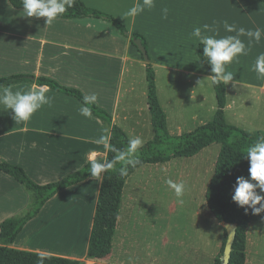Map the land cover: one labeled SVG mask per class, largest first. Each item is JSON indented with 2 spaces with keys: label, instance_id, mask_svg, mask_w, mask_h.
Instances as JSON below:
<instances>
[{
  "label": "crops",
  "instance_id": "0c3cea01",
  "mask_svg": "<svg viewBox=\"0 0 264 264\" xmlns=\"http://www.w3.org/2000/svg\"><path fill=\"white\" fill-rule=\"evenodd\" d=\"M81 1L88 8L113 16L128 34L144 37L159 109L171 136L190 133L212 122L217 111L212 78L197 53L202 43L191 35L193 29L201 27L204 35H213L212 31L203 30L202 26L208 24L218 31L216 38L235 35L226 32L224 21L237 28L264 30V4L254 0H155L151 10L127 19L122 14L137 0ZM164 8L168 9L166 19ZM23 14L24 10L0 0V77H45L84 95L95 93V105L111 116L128 140L138 136L143 145L152 140L146 62L129 38L100 19H56L48 26L45 19L25 18ZM240 38L249 46L247 37ZM261 53L264 36L259 43L253 41L248 54L239 56L227 68L233 72L234 81L225 85V121L249 133L264 132V80L257 79L252 70ZM4 87L33 91L40 88L28 81ZM46 95L53 97L51 106L45 105L23 124H16L11 111L0 107V163L22 168L39 185L80 170L93 153L102 160L107 153L102 144L96 143L108 129L102 121L93 115L83 116L79 111L82 104L73 97L49 88ZM220 149V144L214 143L190 158L178 157L137 168L124 183L111 253L104 260L85 259L101 182L97 179H88L54 197L57 200L73 193L78 195L81 210L88 215L86 236L75 251H46L17 244L32 220L11 247L85 264H214L223 244L224 225L209 210L205 194ZM169 179L185 184L182 203L168 187ZM29 203L24 187L0 172V224L24 215ZM67 209L61 211L65 213ZM180 211L184 220L179 223L177 241L160 223L157 226L155 222L156 228L148 223L154 224L149 215L157 213L165 218ZM55 215L61 220L54 225V240L67 239L70 228L68 239H73L76 225L62 221L66 214ZM44 229L36 228L34 232L38 233L33 235L43 236ZM245 264H264V212L248 221Z\"/></svg>",
  "mask_w": 264,
  "mask_h": 264
},
{
  "label": "trees",
  "instance_id": "16d2710c",
  "mask_svg": "<svg viewBox=\"0 0 264 264\" xmlns=\"http://www.w3.org/2000/svg\"><path fill=\"white\" fill-rule=\"evenodd\" d=\"M7 1L13 8L23 10L22 0ZM254 1L264 4V0ZM31 18L37 19L34 17ZM80 18H95L112 24L123 36L129 38L133 45V40H140L148 55L147 43L143 36L139 34H128L125 26L113 16L96 9L88 8L81 0H75L73 6L68 8L57 19ZM197 53L210 76L214 75L211 73L210 65L204 61L203 44L198 46ZM22 81L32 82L39 87L46 86L51 90L75 98L83 105L84 94L77 89L60 86L50 78L11 75L0 77V87L10 86ZM146 81L148 110L154 135L152 140L140 148L138 152L140 163L135 168L129 167L127 176H121L119 174L121 167V162L119 161L115 162L112 169L102 174L103 180H100V188L85 257L86 261H101L111 253V242L118 220L122 189L126 179L137 168L146 164L165 163L178 157L190 158L199 153L203 148L217 143L220 144L221 149L217 158L215 173L205 194L209 210L224 225L223 244L214 264H222L227 243V231L225 228L227 224L235 226V237L228 264H245L246 229L249 219L254 214H252L251 209L246 213L243 208L238 207L232 201V195L236 178L240 176L245 178L249 177V163L244 158L248 147L257 138L264 136V132L249 133L227 124L224 118L225 85L223 83H212L217 101V111L213 121L198 127L190 133L181 136H171L164 127L163 118L159 109L156 96L155 75L149 55L148 62L146 63ZM91 107L92 115L102 121L109 129L111 137L110 143L118 149H126L129 141L126 134L113 124L112 118L108 113L97 105H91ZM115 156L116 153L107 149L105 160H113ZM97 160L103 161L102 159ZM89 169L90 162L85 164L80 170L58 181L39 185L30 179L22 168L6 162L0 163V172L21 184L31 199L30 206L23 216L5 219L0 224V264H37L38 258L41 256L46 258L44 264H85L79 260L33 251L18 250L11 246L16 241L24 226L36 218L46 203L59 192L88 179H93L88 173ZM257 191L259 192V189Z\"/></svg>",
  "mask_w": 264,
  "mask_h": 264
},
{
  "label": "clouds",
  "instance_id": "9594fccd",
  "mask_svg": "<svg viewBox=\"0 0 264 264\" xmlns=\"http://www.w3.org/2000/svg\"><path fill=\"white\" fill-rule=\"evenodd\" d=\"M75 0H22L24 14L22 17L29 18H45V25L51 26L53 22L64 14L68 8L72 7ZM155 6V0H137L131 8L122 14L123 19L140 15L145 10H151ZM163 18H167L168 9L162 10ZM215 23V22H214ZM224 28L228 33L235 35H226L220 38L218 31L211 28L208 24L203 25L204 31H212L213 35H204L201 27L193 29L192 36L197 38L203 44L204 61L210 65L212 83H223L228 85L234 81V74L228 71V66L239 56H246L249 51V46L253 41L259 43L264 30L256 28L255 30L237 28L234 24L223 22ZM247 37L249 46L241 40L240 37ZM252 70L257 74V79L264 80V53L256 57ZM198 81V82H202ZM48 88L40 87L39 90H13L11 87H0V107L7 112L11 111V118L16 124H23L29 121L33 114L42 109L45 105L51 106L53 97L46 95ZM98 103V97L95 93L86 94L83 96V105L79 109L80 113L92 118V107ZM110 134L108 129H105L103 134L96 141L97 144H102L106 149L116 153L113 160H97L95 153L90 157V177L97 180H103L102 174L112 169L115 162H121L119 174L121 176L128 175V168H135L139 163L138 152L142 148L144 141L140 137H133L128 141L126 149L121 150L110 143ZM244 158L248 160L249 177H237L232 201L241 207L247 213L251 209L252 214L259 215L264 212V136L248 147ZM168 187L174 191L179 202H183L182 197L185 193V184L177 183L172 179L166 181ZM259 189V192L257 191ZM259 205V207H257ZM46 258L41 256L38 258L37 264H44Z\"/></svg>",
  "mask_w": 264,
  "mask_h": 264
},
{
  "label": "rangeland",
  "instance_id": "374dc122",
  "mask_svg": "<svg viewBox=\"0 0 264 264\" xmlns=\"http://www.w3.org/2000/svg\"><path fill=\"white\" fill-rule=\"evenodd\" d=\"M76 198L78 199V195L77 197H75L74 193L73 195L67 196L66 198L63 197L57 200H54V198H52L48 203H46L47 205L42 208V210L37 215V217L33 219L32 222H30L31 224H29V226L27 225L24 231V235H22L18 239L17 244L22 245L24 247L42 248L45 249L46 251H63V250H68L67 252L75 251V249L78 248V246L83 243L84 238L86 236L85 229H87L88 227V215L85 214L83 210H81L79 202L77 201ZM28 200L31 203L29 194H28ZM30 203L28 204V208L30 206ZM66 208L68 209L65 211V213H63L61 210L62 209L64 210ZM54 214H56L55 216L69 214L70 218H68L69 216L64 218L67 219L68 223L70 222L69 223L70 225H76L74 227V230L76 231L73 239H68L67 241H64V239H57L59 241L53 240L54 234L53 233L50 234L49 231H52L54 225L57 224L59 220H61V218L54 217ZM15 217L17 218V216H13V218ZM163 217L164 216H158L157 213L156 215L153 216L149 215L148 217L149 219L151 218L154 219V224L151 222L148 223L154 226H155V222L157 226L160 223V226L162 225L161 227H163L165 231L170 230L171 239L177 241L178 231L180 226L179 223L183 222L184 220V215L182 214V211L178 212L175 216H170L165 218ZM157 226H155V228ZM38 227L43 229L45 227L46 229L44 230V233H46L47 235L46 234L43 235L42 236L43 238H41L37 234L33 235L34 230ZM50 235L53 236V238L50 237Z\"/></svg>",
  "mask_w": 264,
  "mask_h": 264
},
{
  "label": "water",
  "instance_id": "95a60500",
  "mask_svg": "<svg viewBox=\"0 0 264 264\" xmlns=\"http://www.w3.org/2000/svg\"><path fill=\"white\" fill-rule=\"evenodd\" d=\"M133 43H134L135 47L137 48V50L142 55L143 60L147 63L148 62V55H147L144 47L142 46L141 41L138 39H135V40H133ZM225 228L227 231V243H226V247H225L224 256L222 259V264H228V261L230 258V253H231V247H232L234 237H235V226L234 225L227 224V225H225Z\"/></svg>",
  "mask_w": 264,
  "mask_h": 264
},
{
  "label": "bare ground",
  "instance_id": "6f19581e",
  "mask_svg": "<svg viewBox=\"0 0 264 264\" xmlns=\"http://www.w3.org/2000/svg\"><path fill=\"white\" fill-rule=\"evenodd\" d=\"M71 214H72V213H71ZM67 216H69V214H67ZM68 218H70V216H69ZM64 220L67 222V219L64 218ZM64 220H62V221H64ZM71 220H72V219H71ZM63 223H64V222H63ZM63 223H61V224H63ZM69 223H70V222H69ZM69 223H68V224H69ZM69 225H70V224H69ZM66 227H67V226H66ZM69 228H70V226H69ZM41 230H42V229H41ZM44 230H46V229H44ZM49 230H50V229H49ZM53 230H54V229H53ZM53 230H52V231H49L50 234H52ZM69 230H71V228H70ZM69 230H68V233L66 234V235H67V236H66L67 239L70 238V237H68ZM38 231H39V229H38ZM38 231H37V232H34V233H38ZM55 231H57V230H55ZM40 232H42V231H40ZM43 233H44V231H43ZM43 233H42V234H43ZM54 233H55V232H53V234H54ZM65 233H66V232L64 231V234H65ZM70 233L72 234V232H70ZM45 234H46V233H44V235H45ZM73 234H74V233H73ZM46 235H47V234H46ZM58 235H59V234H57V236H58ZM62 235H63V233H62ZM74 235H75V234H74ZM39 236H42V235H39ZM53 236H55V235H53ZM53 236L50 235V237H52V238H53ZM37 237H38V236H37ZM63 237H65V235H64ZM41 238H43V237H41ZM55 238H56V237H55ZM57 238H58V237H57ZM50 239H51V238H50ZM63 239H64V238H63ZM65 239H66V238H65ZM65 239H64V241H67V239H66V240H65ZM40 240H41V239H40ZM48 240H49V239H48ZM53 240H54V238H53ZM45 241H47V240H45ZM56 241H57V240H56ZM64 241H63V242H64ZM63 242H62V243H63ZM54 243H55V241H54Z\"/></svg>",
  "mask_w": 264,
  "mask_h": 264
}]
</instances>
